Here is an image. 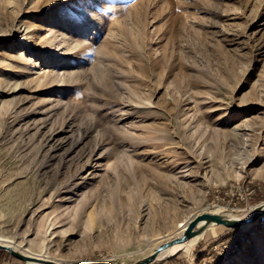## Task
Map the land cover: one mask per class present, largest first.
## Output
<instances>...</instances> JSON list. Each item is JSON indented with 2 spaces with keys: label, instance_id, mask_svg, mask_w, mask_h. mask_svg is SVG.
<instances>
[{
  "label": "rangeland",
  "instance_id": "obj_1",
  "mask_svg": "<svg viewBox=\"0 0 264 264\" xmlns=\"http://www.w3.org/2000/svg\"><path fill=\"white\" fill-rule=\"evenodd\" d=\"M262 202L264 0H0V238L133 264ZM261 218L148 264H264Z\"/></svg>",
  "mask_w": 264,
  "mask_h": 264
},
{
  "label": "bare ground",
  "instance_id": "obj_2",
  "mask_svg": "<svg viewBox=\"0 0 264 264\" xmlns=\"http://www.w3.org/2000/svg\"><path fill=\"white\" fill-rule=\"evenodd\" d=\"M50 36H51V34L49 35V37ZM21 58H23V57H21ZM49 64H50V62H49ZM258 206H256V207H258ZM250 209H251V207L247 208L246 211H244L242 213H233V212H229L226 209L225 206L213 205L212 204V205H207L204 208V211L203 212L210 213V214H213V215H219V216L225 217L227 219H238V218H246V217H248L252 213V211L254 210V209L253 210H250ZM196 216L197 215L194 214V215L188 217L186 220L180 222L178 224L177 232H175V234L173 236H169L167 238V240L165 242H163V243L173 242L176 239H178L179 237H181L185 233V231H186L188 225L190 224V222L193 221V219H195ZM262 216H264V215H262ZM212 223L213 222L208 221V220H200V221H198L196 223L195 227L193 228L194 234H193L192 237H190L189 239H187V240H185L183 242L174 243L170 247L159 251L157 253V258L154 261L168 258L170 255H172V254H174L176 252H181L184 256L191 255V252L193 250V247L195 245H197V239L200 238V237H203L204 233L206 232V230L208 229V227L212 225ZM244 227H246V226H244ZM160 244H158V245H160ZM0 245L10 247L14 251L18 252L19 254H21V255L29 258L28 263H31V264L32 263H35V264H44L45 262H53V263H57V264H65V262L62 261V260H58V259H53L52 260V259L46 257L43 254L34 253V252L30 251L29 249H27L25 247H21L20 248V246L18 244H15L10 239L0 238ZM155 248L152 250L151 254L153 252H155Z\"/></svg>",
  "mask_w": 264,
  "mask_h": 264
},
{
  "label": "water",
  "instance_id": "obj_3",
  "mask_svg": "<svg viewBox=\"0 0 264 264\" xmlns=\"http://www.w3.org/2000/svg\"><path fill=\"white\" fill-rule=\"evenodd\" d=\"M262 215H264V202L260 203V205L258 207H256L252 211V213L246 218L227 219V218L219 216V215H213V214H210V213L203 212L201 214H198L195 217V219H193V221L190 222V224L188 225L185 233L181 237H179L178 239H176L173 242L161 243L160 245H158L155 248V252H153L152 254L148 255L147 257H144L143 259H140V260L136 261L133 264H148V263L156 260L157 253L159 251L170 247L174 243L183 242V241L189 239L194 234L193 228L195 227L196 223L198 221H200V220L211 221V222H213L212 225L220 224V225H223V226L228 227V228H239V227H243V226H247V225L253 224ZM0 250L7 251L11 255L23 260L26 264H31V263H28L29 258L19 254L18 252L14 251L10 247L0 245ZM32 264H35V263H32ZM44 264H57V263L45 262Z\"/></svg>",
  "mask_w": 264,
  "mask_h": 264
},
{
  "label": "crops",
  "instance_id": "obj_4",
  "mask_svg": "<svg viewBox=\"0 0 264 264\" xmlns=\"http://www.w3.org/2000/svg\"><path fill=\"white\" fill-rule=\"evenodd\" d=\"M209 244V243H208ZM208 244L206 243V241H204L200 246H198L195 250H196V254L201 252L202 250H205L206 247L208 246ZM201 259V258H200ZM203 259V258H202Z\"/></svg>",
  "mask_w": 264,
  "mask_h": 264
},
{
  "label": "built area",
  "instance_id": "obj_5",
  "mask_svg": "<svg viewBox=\"0 0 264 264\" xmlns=\"http://www.w3.org/2000/svg\"><path fill=\"white\" fill-rule=\"evenodd\" d=\"M260 222H264V218H261Z\"/></svg>",
  "mask_w": 264,
  "mask_h": 264
}]
</instances>
